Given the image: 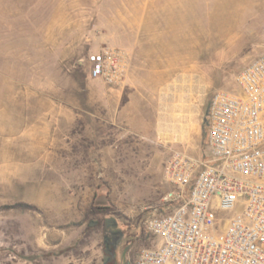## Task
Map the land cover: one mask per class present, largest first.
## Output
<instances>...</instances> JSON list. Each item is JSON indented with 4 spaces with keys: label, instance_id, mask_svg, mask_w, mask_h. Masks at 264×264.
Masks as SVG:
<instances>
[{
    "label": "rangeland",
    "instance_id": "obj_1",
    "mask_svg": "<svg viewBox=\"0 0 264 264\" xmlns=\"http://www.w3.org/2000/svg\"><path fill=\"white\" fill-rule=\"evenodd\" d=\"M139 46V79H89ZM263 52L264 0H0V264H103L113 224L109 264H135L166 159L208 162L210 98Z\"/></svg>",
    "mask_w": 264,
    "mask_h": 264
},
{
    "label": "built area",
    "instance_id": "obj_2",
    "mask_svg": "<svg viewBox=\"0 0 264 264\" xmlns=\"http://www.w3.org/2000/svg\"><path fill=\"white\" fill-rule=\"evenodd\" d=\"M88 77L118 86L127 59L116 50L91 55ZM208 162L174 151L162 180L167 212L150 218L155 240L135 264H264V52L218 90L206 115Z\"/></svg>",
    "mask_w": 264,
    "mask_h": 264
},
{
    "label": "crops",
    "instance_id": "obj_3",
    "mask_svg": "<svg viewBox=\"0 0 264 264\" xmlns=\"http://www.w3.org/2000/svg\"><path fill=\"white\" fill-rule=\"evenodd\" d=\"M255 8V7H254ZM143 32H146L148 30H150V26H143ZM151 29L153 30L154 27H151ZM160 30V28H158ZM180 29V28H179ZM180 32V30L178 31ZM148 39L147 43L148 45L152 46V44L154 43L153 40L151 39V37H144V40ZM180 39V38H178ZM142 44L144 45L145 42L142 41ZM146 47L143 46V49H142V46H139V49H133V52L130 54V53H127L129 56H128V64L130 66V69H129V73L127 74L126 78H127V81H131L133 82L134 80H137L139 79L137 76L135 77V73H134V65H137V64H145V63H150V60L152 59H156L157 57H159L160 53L158 50H155L153 49V47H148L147 49H145ZM175 49V48H173ZM173 49L170 48V52H169V56L170 57H173L175 56V53L173 52ZM180 49V48H178ZM187 49L190 51L191 50V46L187 47ZM147 51V52H145ZM179 55L181 56V50L179 52ZM190 58V55L187 56V59ZM149 59V60H148ZM157 60H155L156 62ZM172 63H174V61H171ZM133 66V67H132Z\"/></svg>",
    "mask_w": 264,
    "mask_h": 264
},
{
    "label": "trees",
    "instance_id": "obj_4",
    "mask_svg": "<svg viewBox=\"0 0 264 264\" xmlns=\"http://www.w3.org/2000/svg\"><path fill=\"white\" fill-rule=\"evenodd\" d=\"M206 115H207V113H206ZM204 127L206 130V117L204 120ZM110 233H111L110 237L106 239V241L104 242V246H103V252L107 256V261H108L107 263L108 264L113 260L112 255L110 253L112 252L113 248L114 249H115V247L117 248V246H118L117 242L119 241V239H121V234L119 232H115V224H113L112 231H110Z\"/></svg>",
    "mask_w": 264,
    "mask_h": 264
},
{
    "label": "flooded vegetation",
    "instance_id": "obj_5",
    "mask_svg": "<svg viewBox=\"0 0 264 264\" xmlns=\"http://www.w3.org/2000/svg\"><path fill=\"white\" fill-rule=\"evenodd\" d=\"M112 258H113V257H112ZM107 262H108V261L104 262L103 264H108Z\"/></svg>",
    "mask_w": 264,
    "mask_h": 264
}]
</instances>
